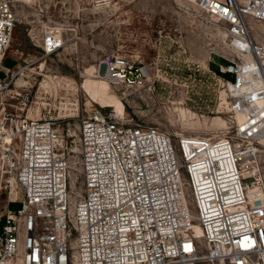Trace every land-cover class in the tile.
Returning <instances> with one entry per match:
<instances>
[{
    "label": "built area",
    "instance_id": "built-area-1",
    "mask_svg": "<svg viewBox=\"0 0 264 264\" xmlns=\"http://www.w3.org/2000/svg\"><path fill=\"white\" fill-rule=\"evenodd\" d=\"M191 1L223 25L234 54L222 67L231 130L174 136L94 107L79 128L77 195L66 135L5 93L17 8L0 0V192L23 193L0 207V264H264V43L250 29L264 0ZM62 44L45 31L44 54ZM96 67L112 83L138 74L124 55Z\"/></svg>",
    "mask_w": 264,
    "mask_h": 264
},
{
    "label": "rangeland",
    "instance_id": "rangeland-1",
    "mask_svg": "<svg viewBox=\"0 0 264 264\" xmlns=\"http://www.w3.org/2000/svg\"><path fill=\"white\" fill-rule=\"evenodd\" d=\"M15 1L17 21L1 72L9 83L5 93L23 115L49 119L66 135L71 184L77 195L82 191L79 128L94 107L103 105L118 114L120 102L118 116L174 136L210 137L231 130L222 67L234 54L223 25L195 2ZM250 29L264 43V21L251 20ZM47 30L63 39L49 55L41 48ZM113 55H124L138 66L134 83H112L98 76L96 65ZM99 79L108 80L116 96L113 105L106 106L99 96L104 81ZM262 150L264 164V144ZM9 189L0 192V207L9 197L16 199L12 207L19 206L23 193Z\"/></svg>",
    "mask_w": 264,
    "mask_h": 264
},
{
    "label": "bare ground",
    "instance_id": "bare-ground-1",
    "mask_svg": "<svg viewBox=\"0 0 264 264\" xmlns=\"http://www.w3.org/2000/svg\"><path fill=\"white\" fill-rule=\"evenodd\" d=\"M227 33V32H226ZM63 41V39H62ZM96 69V67H95ZM96 77V76H95ZM97 78V77H96ZM98 79V78H97ZM99 80H104L101 82L100 84V87H99V96L101 97V99L106 103V106H110V105H113L112 102L115 101L116 99V96L113 95L110 91V85L109 83L107 82L108 80H105V79H99ZM101 107H104L103 105H100ZM117 109H118V114H121V104L120 102L117 103ZM116 109V110H117ZM116 112V111H115ZM117 112H116V115L118 116ZM122 115V114H121ZM120 117V116H118ZM264 144V140L262 141V145ZM196 230L199 232L200 231V226L198 224H196Z\"/></svg>",
    "mask_w": 264,
    "mask_h": 264
},
{
    "label": "trees",
    "instance_id": "trees-1",
    "mask_svg": "<svg viewBox=\"0 0 264 264\" xmlns=\"http://www.w3.org/2000/svg\"><path fill=\"white\" fill-rule=\"evenodd\" d=\"M2 75V74H1ZM19 205V203H17Z\"/></svg>",
    "mask_w": 264,
    "mask_h": 264
}]
</instances>
